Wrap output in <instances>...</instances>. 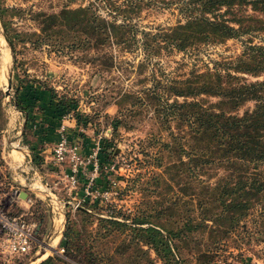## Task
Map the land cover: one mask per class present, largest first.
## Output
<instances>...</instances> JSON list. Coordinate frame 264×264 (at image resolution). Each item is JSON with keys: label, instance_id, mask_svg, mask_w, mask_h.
Instances as JSON below:
<instances>
[{"label": "rangeland", "instance_id": "374dc122", "mask_svg": "<svg viewBox=\"0 0 264 264\" xmlns=\"http://www.w3.org/2000/svg\"><path fill=\"white\" fill-rule=\"evenodd\" d=\"M85 5L110 20L131 23L138 38L143 31L159 33L187 17L179 0H0V16L8 32H40L42 14ZM244 7L251 27L247 32L186 50L153 43L150 48L158 53L153 55L142 40L131 38L130 46L113 43L106 49L114 54V65L99 64L103 50L83 45L35 46L26 39L11 47L0 19V69L6 60L13 66L9 94L0 71V204L37 223L31 248L8 253L0 247V264H39L50 256L56 264L81 259L85 264H206L210 259L211 264H264V240L247 242V215L232 230L211 221L194 229L173 221L183 219L179 212L188 206L182 172L186 157L180 146L171 152V130L160 124L145 90L158 80H181L215 67L224 73L228 66L244 80L264 79V71L255 75L236 68L258 65L252 46L264 44V14L249 3ZM254 104L247 100L234 112L242 114ZM114 119L120 121L116 129ZM173 129L182 132L174 122ZM63 136L83 159L75 185L66 174L71 162L54 156ZM172 171L178 173L174 180ZM216 171L212 180L223 169ZM138 215L146 216V222H134ZM150 221L161 225L172 255L157 253L148 242L144 227ZM248 227L256 236L253 224ZM58 232L56 245L34 260Z\"/></svg>", "mask_w": 264, "mask_h": 264}, {"label": "trees", "instance_id": "16d2710c", "mask_svg": "<svg viewBox=\"0 0 264 264\" xmlns=\"http://www.w3.org/2000/svg\"><path fill=\"white\" fill-rule=\"evenodd\" d=\"M179 1L187 16L185 22L159 33L143 31L141 38L137 37L138 32L132 29L131 23L110 20L92 5L44 13L39 17L40 32L9 30V35L15 47L16 41L28 39L35 46L50 43L61 48L83 45L85 50H103L97 56L100 59L99 64L114 65V54L106 50L113 43L130 46L131 38L142 40L144 48L150 50L148 55L158 54L150 48L153 43L160 48L166 46L186 50L201 43L219 41L247 32L251 27L245 22L243 5L249 3L264 14V0ZM224 6L226 12L222 11ZM228 14L229 16H226ZM251 57L258 65H237L236 68L259 75L264 71V44L253 45ZM95 59L91 56V60ZM226 70L222 73L220 68L215 67L205 71H193L181 80H158L145 90L154 104L160 124L171 130L172 140L166 142L171 147V152L176 154L180 146L182 156L186 157L182 159V172L183 180H186L183 192L189 195L188 206L179 212L183 213V219L173 221L188 229L207 226L211 221L213 224L222 223L224 230H232L247 215V242L252 239L262 241L264 79L244 80L243 77L228 71V66ZM180 96L183 97L182 100L179 99ZM210 96H217L219 99L211 101L208 98ZM247 100L255 101L252 109H247L242 114L234 112ZM15 101L17 106L23 109L18 97ZM173 122L181 127V133L173 129ZM113 125L116 129L120 121L114 119ZM107 155L110 156L109 153ZM175 166L176 164H173L172 168ZM218 168L223 169V172L212 180L218 174ZM177 174L172 171L170 179L174 180ZM158 176L161 174L158 173ZM175 216H178L177 213ZM146 218L144 215H138L133 221L141 225L146 222ZM150 222L152 225L144 227L148 242L157 253L164 251L172 255L169 239L158 227L161 225ZM248 223L253 224L256 236L252 234ZM65 250L74 256L68 245ZM79 261L84 262L82 259ZM212 262L210 259L206 264ZM39 264L56 263L54 257L50 256Z\"/></svg>", "mask_w": 264, "mask_h": 264}, {"label": "built area", "instance_id": "2783aa9c", "mask_svg": "<svg viewBox=\"0 0 264 264\" xmlns=\"http://www.w3.org/2000/svg\"><path fill=\"white\" fill-rule=\"evenodd\" d=\"M70 148L66 136L60 138L54 148V156L58 162L70 161L67 178L73 185L78 182V177L82 168L83 159ZM70 152V153H69ZM1 202V201H0ZM78 205V203H77ZM0 247L2 251L8 253H20L28 251L33 243L36 234L37 223L27 220L22 215L9 213L0 204ZM64 250V247H62ZM83 264V263H75Z\"/></svg>", "mask_w": 264, "mask_h": 264}, {"label": "water", "instance_id": "95a60500", "mask_svg": "<svg viewBox=\"0 0 264 264\" xmlns=\"http://www.w3.org/2000/svg\"><path fill=\"white\" fill-rule=\"evenodd\" d=\"M0 19H1V25H2V28H3V34L6 38V40L10 43L11 47H12V41H11V38H10V35H9V32L5 26V23L2 21V18L0 16ZM7 69H9V73H8V85H7V89H6V93L9 94L10 93V89L12 87V84H13V66L10 64V62L6 65ZM28 193L26 191H21V196H26ZM45 253V250L42 248L41 249V253L40 255L36 256L34 258L37 259L38 257L42 256L43 254Z\"/></svg>", "mask_w": 264, "mask_h": 264}, {"label": "bare ground", "instance_id": "6f19581e", "mask_svg": "<svg viewBox=\"0 0 264 264\" xmlns=\"http://www.w3.org/2000/svg\"><path fill=\"white\" fill-rule=\"evenodd\" d=\"M4 64L7 65V64H8V61H7V60L4 61ZM0 71H1V74H2V75H3V73H4L5 78H6L7 81H8V73H9V69H7V67L3 65V69H2V70L0 69ZM5 87H6V86H5ZM56 228H58V226H57ZM59 229H60V228H59ZM58 236H59V232H58V233H55V234L53 235V237H52L51 240L46 241V243H45L44 246H43V249L45 250V254L49 251V250H48L49 247H50V248H53L54 245H56L57 240H58ZM53 241H54V242H53ZM51 245H52V246H51ZM45 254H43V255H45Z\"/></svg>", "mask_w": 264, "mask_h": 264}, {"label": "crops", "instance_id": "0c3cea01", "mask_svg": "<svg viewBox=\"0 0 264 264\" xmlns=\"http://www.w3.org/2000/svg\"><path fill=\"white\" fill-rule=\"evenodd\" d=\"M28 195V194H27ZM30 198V197H29ZM27 199V198H26ZM54 242V241H53Z\"/></svg>", "mask_w": 264, "mask_h": 264}]
</instances>
